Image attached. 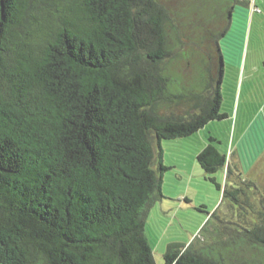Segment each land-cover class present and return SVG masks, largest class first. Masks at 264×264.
<instances>
[{
    "label": "trees",
    "instance_id": "1",
    "mask_svg": "<svg viewBox=\"0 0 264 264\" xmlns=\"http://www.w3.org/2000/svg\"><path fill=\"white\" fill-rule=\"evenodd\" d=\"M236 6L248 9L226 1L214 73L186 89L168 67L176 47L187 56L180 15L160 0H0V264H155L144 226L170 169L161 142L210 126L195 160L220 205L164 264H264V190L214 134L241 62Z\"/></svg>",
    "mask_w": 264,
    "mask_h": 264
},
{
    "label": "rangeland",
    "instance_id": "2",
    "mask_svg": "<svg viewBox=\"0 0 264 264\" xmlns=\"http://www.w3.org/2000/svg\"><path fill=\"white\" fill-rule=\"evenodd\" d=\"M226 1L160 0L171 15L174 11L180 15L177 18L171 17L175 20L173 24L177 27L180 44L184 43L182 45L185 51L184 57L187 56L185 60L180 58L176 47L177 50L173 51L174 54L171 56L173 59L168 67L171 76L184 74L183 88L193 89L198 85L202 80L200 74L204 70L206 76L214 73L215 61L212 60L213 53L210 52V47L214 48L212 40L220 29V16ZM246 11L248 9L245 7H235L234 14L237 17L233 29L239 38L243 33L245 34L243 16ZM211 34H215L213 38ZM171 35L173 37L174 33L172 32ZM226 43H228L226 38L220 41L225 59L228 60L225 54V48L228 47ZM233 47L239 52L241 49L242 57L244 52L242 43L237 40ZM261 52L249 51V57L253 53L256 59ZM185 91L183 93H186ZM222 94V109H233L235 113L239 104V111L243 109L247 119L242 120L239 115L235 121L233 116L226 144L228 148L224 149L228 152L233 144V150H237L241 159L242 177L255 182L264 190V66L262 63L256 68L241 63L238 71L235 68L227 69ZM252 118L255 121L253 120L251 124ZM225 124H216L221 126H218L214 133L224 139L226 136L222 126ZM232 124L233 127L235 124L234 132H232ZM210 128L200 130L191 138L161 142L163 163L170 169L164 172L162 199L148 208L144 226V233L150 244L155 264H164L163 255L167 246L188 244L207 221L208 213L211 214L220 205L221 192L206 179V175L195 160L197 149L205 144ZM213 177L217 183L223 184L222 171L217 172ZM223 206V204L220 206L218 213L223 210ZM214 223V219L210 221V225Z\"/></svg>",
    "mask_w": 264,
    "mask_h": 264
},
{
    "label": "crops",
    "instance_id": "3",
    "mask_svg": "<svg viewBox=\"0 0 264 264\" xmlns=\"http://www.w3.org/2000/svg\"><path fill=\"white\" fill-rule=\"evenodd\" d=\"M245 1L248 4V11H246L243 16V20H244L243 22H245L244 25L245 38L244 41L242 42V49H244L243 50L244 52L241 57L240 64L242 63V65L244 66L248 65L250 66V68L252 67L256 68L257 66L260 65V63H262V65L264 66V36H262L264 35V0H245ZM236 17L237 16L233 13L230 28H233V23L235 24L234 26H236ZM244 42H245V46L243 47ZM255 50L262 52L258 57H256V59L255 57H253L254 56L253 53L251 57H249V51H255ZM239 109H240L239 104L235 110V113L233 112V109H228L229 118L225 120L224 123L226 124L222 126L224 128L223 132L226 137L225 139L222 138L221 136L219 137V139L223 141L224 148H228V145L226 146V144L229 139L230 129H231L230 125L232 123L233 116H235V121L237 120V117H239V115L242 120L243 119L247 120L245 118L246 117L245 113L243 112L244 110L242 109V111L241 110L239 111ZM253 120L254 118L251 119L250 121L251 124ZM234 131H235V124L234 127L232 124V132ZM227 153L230 154L229 164L241 170V166H240L241 159H239L237 150L235 149L233 150V144H231V149Z\"/></svg>",
    "mask_w": 264,
    "mask_h": 264
}]
</instances>
